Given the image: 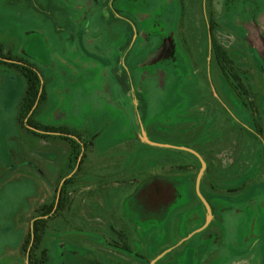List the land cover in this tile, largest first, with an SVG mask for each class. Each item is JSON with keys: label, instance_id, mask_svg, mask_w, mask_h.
I'll list each match as a JSON object with an SVG mask.
<instances>
[{"label": "rangeland", "instance_id": "rangeland-1", "mask_svg": "<svg viewBox=\"0 0 264 264\" xmlns=\"http://www.w3.org/2000/svg\"><path fill=\"white\" fill-rule=\"evenodd\" d=\"M53 2L65 10L57 12L59 31L26 4L0 0L4 52L56 80L46 87L48 104L38 119L72 126L95 143L85 175L69 185L72 211L50 221L49 264H264V133L256 132L260 119L252 111L256 103L264 125V64L247 53L264 6ZM211 20L232 32L230 50L251 77L250 96L238 94L221 72L209 44ZM25 87L21 74L0 65V264H27L21 244L35 207L64 182L60 160H50L66 148L17 124ZM153 179L174 180L183 194L159 213L136 193L150 192Z\"/></svg>", "mask_w": 264, "mask_h": 264}, {"label": "trees", "instance_id": "trees-1", "mask_svg": "<svg viewBox=\"0 0 264 264\" xmlns=\"http://www.w3.org/2000/svg\"><path fill=\"white\" fill-rule=\"evenodd\" d=\"M8 1L12 4L20 2L26 4L29 8L52 20L57 31L61 30L62 26L57 21V12L65 10L55 4L53 0H49L47 3H43L41 0ZM113 9L118 11L114 5ZM121 18L129 19L128 16L120 14V18L117 19ZM208 30L210 48L215 53L216 62L221 72L235 87L238 94L250 96L252 92L250 86L245 82V79L250 80L251 77L237 64L230 50L232 32L216 20L209 22ZM235 51L236 54L240 52L238 50ZM0 65H6L14 69L25 78L26 87L16 117L19 128L29 134L31 133L32 137H40L47 140L52 139V141L55 140L57 144L66 148L63 155H61V152H58V156L51 160L53 162L64 160L58 171L60 181L64 180L59 189V196L57 190L53 194V198L46 199L42 204L35 207L30 220L29 231L21 244V248L27 257V264H49L52 261V257L49 248L44 244V239L47 236L50 221L59 218L69 211L71 207L69 185L75 176L82 171V165L87 156V151L95 143L93 138L86 139L72 126L66 124H47L38 119V116L44 112L48 104L46 87L52 81L51 76H47L41 68L29 62L24 57L14 56L10 52L5 53L1 44ZM119 81L124 86H127L122 76H120ZM252 111L256 117L255 119H260L259 131H255L262 134L264 133V125L261 120L260 108L256 103H252ZM253 133L250 131L251 135ZM80 158V164L76 169ZM75 169L76 171L72 173Z\"/></svg>", "mask_w": 264, "mask_h": 264}, {"label": "flooded vegetation", "instance_id": "flooded-vegetation-1", "mask_svg": "<svg viewBox=\"0 0 264 264\" xmlns=\"http://www.w3.org/2000/svg\"><path fill=\"white\" fill-rule=\"evenodd\" d=\"M149 188H151L150 192H146V190H140L137 193L139 198H142L144 195L147 196V202H149L154 211L160 212L159 210H164L165 208H169L179 201V198L182 197V189L181 186L176 183L174 180L168 179H153ZM148 191V190H147ZM140 204L142 202L140 201ZM164 205V206H163ZM141 208V207H140ZM143 208V207H142ZM161 208V209H159ZM159 209V210H157Z\"/></svg>", "mask_w": 264, "mask_h": 264}, {"label": "crops", "instance_id": "crops-1", "mask_svg": "<svg viewBox=\"0 0 264 264\" xmlns=\"http://www.w3.org/2000/svg\"><path fill=\"white\" fill-rule=\"evenodd\" d=\"M258 3L261 4L262 6H264V0H262V1L258 0ZM68 19H69V17H68ZM257 22H258L257 25L259 27V31H257L255 33V35H256V45L253 47V50L251 52H250V50L249 51L247 50L248 51L247 53H251V54L253 53L254 56H255V57L253 56L254 61L256 60L257 62H260L261 64H264V8H262V10L260 11V13L258 15V21ZM241 52H243V51H241ZM243 53H244V56L247 55L245 52H243ZM258 66H261V65H258ZM93 75L94 74H92L90 76H93ZM53 80H55V78H53L52 81ZM93 80L94 79L92 78V81ZM52 81L48 85H50L51 83H52V85H55L54 81L53 82ZM91 85H93V84H91ZM93 94H96V93H93ZM50 102H51V97H50ZM98 150H99V148H98ZM63 161L58 162L59 163V167H60V165H61V163ZM80 174L85 175V171L82 169ZM85 203H88L87 198L85 199ZM69 211H72V210L69 209ZM69 211H68V213H69ZM236 227H237V225H236ZM259 229H260L259 234H263L264 233V221L259 222ZM259 239H260V237L258 238V240ZM167 251H165V252H167ZM163 258H165V257H163V256L159 257V259H162V261H163ZM236 264H237V261H236Z\"/></svg>", "mask_w": 264, "mask_h": 264}, {"label": "water", "instance_id": "water-1", "mask_svg": "<svg viewBox=\"0 0 264 264\" xmlns=\"http://www.w3.org/2000/svg\"><path fill=\"white\" fill-rule=\"evenodd\" d=\"M160 145V144H159ZM206 162L205 161H202V167H201V170L198 174V177H197V190H198V193L200 194V196H202V193L200 192V181H201V177L203 175V173L205 172L206 170ZM59 193H60V190L58 192V196H59ZM208 205V203H207ZM209 206V205H208ZM210 208V207H209Z\"/></svg>", "mask_w": 264, "mask_h": 264}]
</instances>
